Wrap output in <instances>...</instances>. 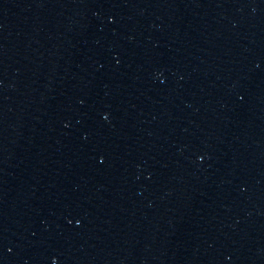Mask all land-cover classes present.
I'll return each instance as SVG.
<instances>
[{
    "label": "water",
    "instance_id": "1",
    "mask_svg": "<svg viewBox=\"0 0 264 264\" xmlns=\"http://www.w3.org/2000/svg\"><path fill=\"white\" fill-rule=\"evenodd\" d=\"M0 264H102L61 178L1 81Z\"/></svg>",
    "mask_w": 264,
    "mask_h": 264
}]
</instances>
